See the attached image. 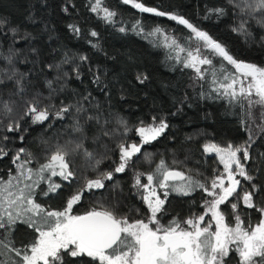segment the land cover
I'll use <instances>...</instances> for the list:
<instances>
[{"label": "trees", "instance_id": "1", "mask_svg": "<svg viewBox=\"0 0 264 264\" xmlns=\"http://www.w3.org/2000/svg\"><path fill=\"white\" fill-rule=\"evenodd\" d=\"M140 2L183 16L222 43L237 60L264 67V26L257 22L264 19V13L241 11L245 0ZM247 2L254 4L255 0ZM95 6L96 0H0V20L4 21L0 24V148L8 153L0 156V180L18 176L21 169L17 165L24 159L31 160L27 168L38 169L60 147L69 153L75 176L71 181L52 177L61 188L47 196L42 190H48V182L41 181L35 188L37 203L48 211H62L71 195L83 190L72 209L76 215L108 209L129 220L145 219L149 210L135 187L137 174H154L157 181L156 166L163 160L168 169L183 172L185 179L191 177L208 186L221 167L206 154L204 144L223 147L231 143L248 147V158L241 155L252 177L240 176L238 197L246 190L253 192V202L257 208L263 207L264 106H250L244 98L217 90L225 82L224 76L236 71L234 66L214 56L212 65L203 67L201 77L185 63L187 49L201 41L186 25L172 20L171 15L142 12L124 0H101L94 12ZM103 8L115 15L106 18ZM216 9H224V15ZM241 22H245L244 31L238 30ZM158 28L160 32H156ZM168 36L185 51L180 54L175 45L170 47ZM30 104L50 113L71 108L61 117L52 114L43 122H33L32 115H25ZM161 120L168 127L156 140L143 144L123 173H114L101 189H85L88 180L119 164L120 143L139 142L136 129ZM17 122L19 129L10 131L9 126L15 129ZM77 144L83 148L73 152ZM20 148L26 153L14 163ZM85 149L92 157L85 156ZM101 159L98 168L94 167ZM24 183L31 181L23 180L17 188ZM204 198L207 194L197 187L187 195L172 190L160 218L165 225L173 220L183 222L202 212ZM4 205L0 210L8 208ZM237 211L245 226L260 217L256 208L239 206ZM37 236L23 217L10 231L0 229V239L11 240L21 249ZM0 251L6 253L0 255V261L20 264L21 257L14 252ZM64 264L99 261L65 256ZM224 264H240L238 252H230Z\"/></svg>", "mask_w": 264, "mask_h": 264}, {"label": "snow or ice", "instance_id": "2", "mask_svg": "<svg viewBox=\"0 0 264 264\" xmlns=\"http://www.w3.org/2000/svg\"><path fill=\"white\" fill-rule=\"evenodd\" d=\"M124 2L133 4L142 12L155 13L159 16L171 15L172 20L186 25L199 40L204 42L205 47L234 66L236 70L235 73L224 76L225 82H220L217 90H223V94L229 97L244 98L250 106H264V67L237 60L222 43L213 39L207 32L195 27L183 16L147 7L140 0H124ZM100 6L101 0H96V6L92 11H97ZM102 10L108 19L115 15L107 8ZM246 10H250L253 14L264 13V0H255L254 4L245 0V7L241 11ZM215 11L224 15V9ZM257 22L264 26V19ZM3 23L4 21L0 20V24ZM238 30H245V22H241ZM12 31L15 32V29ZM120 31L123 32L124 29L121 28ZM160 31L161 29H156V32ZM92 35L96 36L97 33L93 32ZM165 39L168 38L165 37ZM172 45H177L174 38L169 46ZM177 47L179 46L177 45ZM179 50L185 51L183 48H179ZM187 57L186 66L195 69L201 77L203 71L200 66L212 65V60L200 55L199 48L195 49V54L189 51ZM7 59L9 62L11 61L10 57ZM81 59L87 58L82 57ZM253 96L256 99H253ZM5 107L7 108V105ZM70 108L71 106H68L55 113H50L47 108L38 109L35 104H30L25 115H32L33 122H43L52 114L57 117L63 116ZM7 110L11 111L10 108ZM82 110V108L76 109L78 112ZM89 119L93 118L89 117ZM152 120L155 122L156 118L153 117ZM167 127V123L161 120L158 124L153 123L136 129L142 143L139 145L120 143L118 145L119 164L113 171L101 173L96 179L88 180L85 189H101L105 186L104 181L111 180L114 173H123L128 167L129 161L141 152L143 144L156 140ZM18 129V122L15 129L11 125L9 126L10 131ZM104 135H108V133H104ZM3 139H7V137H3ZM81 148L83 145L77 144L72 151L75 152ZM204 149L206 152L219 155L226 175H216L210 180L208 186L194 181L191 177L186 179L185 184L171 185L173 191L184 195L197 187L213 199L205 201L206 212L204 214L193 216L183 222L173 220L166 225L161 224L160 216L164 214L168 192L165 191L163 193L165 198L161 199L157 187L168 190L169 181L185 180V176L183 172L168 169L163 160L156 166V174H159L156 184H153L154 174L147 175V184L141 183L140 174L136 175L135 185L147 192V195L143 196V200L147 204L150 214L147 217V222L144 219H137L130 223L127 217H119L108 209H93L83 215L72 214L73 206L78 204L83 196V190L71 195L62 211H48L34 199L35 188L39 187L41 181H47L48 190H42L43 195L47 196L50 192L54 193L61 188V184L52 182V177H62L64 181H71L74 178L75 173L67 159L69 153L58 147L47 158V162L35 170L27 168L26 165L31 163V160L24 159L17 165L21 169L18 176H13L7 181L0 180V206L6 202L8 208L14 205L17 208L15 215L8 211V208H4L3 215H0V229H4L6 232L10 231L11 226L23 217V222L30 226L38 236L23 249L14 247L11 240L5 243L4 239H0V249H7L21 257L20 264H64L65 256L91 257L93 260L99 261V264H224L225 258L229 257L232 251L238 252L240 264H264V207L257 208L253 202L254 193L244 191L242 200L247 207L256 208L261 214L259 223L245 226L244 220L237 214L234 216V224L229 225L225 215L220 211V206L225 202L230 203L229 197L237 193V188L240 185V180L236 178L237 174L247 180H252L241 162V154L244 159L248 158V147L245 145L233 146L231 143L222 147L210 143L204 145ZM22 153H26V149L18 150L13 160L14 163L21 159ZM84 154L87 157H92V153L86 149ZM6 155L8 153L0 148V156ZM27 155L31 156L30 153ZM101 162L102 159L97 160L94 167L98 168ZM233 165H235V171ZM45 173L48 175L45 176ZM34 175L36 179H33ZM23 180L31 181V183H24L23 187L17 188L15 197L12 198L13 193L9 189L13 188L14 184L20 185ZM225 180L229 182L227 186H225ZM21 206H25L22 211ZM237 207V203H231L233 210H236ZM209 214L210 219L205 222V216ZM202 224L204 226H201ZM213 225H215V231L212 230ZM2 254L6 253L0 251V255ZM0 264H5V262L0 261Z\"/></svg>", "mask_w": 264, "mask_h": 264}, {"label": "rangeland", "instance_id": "3", "mask_svg": "<svg viewBox=\"0 0 264 264\" xmlns=\"http://www.w3.org/2000/svg\"><path fill=\"white\" fill-rule=\"evenodd\" d=\"M172 37L171 36H168V39L166 40V42L167 43H171V41H172ZM175 47H176V51H177V53H179L180 52V54L183 52V51H180L179 50V48H182L181 46H179V47H177V45H175ZM197 48H199L200 49V55L201 56H204V57H207L208 59H210L211 60V58L212 57H214V56H217V55H215L214 54V52H212L210 49H208L207 47H205L204 46V42L203 41H198V42H195V43H193V44H191V46L187 49V51L185 52L186 53V57H185V63H187V59H188V57H187V53L189 52V51H192L194 54H195V49H197ZM205 65H202V66H200L202 69H203V67H204ZM195 70V69H194ZM236 72V71H235ZM234 72V73H235ZM233 74V73H232ZM227 75H230V74H227ZM246 83H247V81H245ZM238 87V86H237ZM253 99H256V97L255 96H253L252 97ZM247 101V100H246ZM151 124H153V123H151ZM155 124H158V123H155ZM149 125V124H148ZM145 126H147V125H145ZM131 143H136V142H131ZM131 143H129V144H131ZM142 143V141H141V138H140V141L139 142H137L136 144H141ZM147 175L148 174H140V178H141V183L142 184H147L148 183V181H147ZM220 175V174H219ZM187 179V178H186ZM186 179L185 180H174V181H169V184H170V187H169V189H171V185H181V184H185V182H186ZM26 182V181H25ZM157 183V181H156V178H154V181H153V184H156ZM228 181L227 180H225V186H227L228 185ZM209 184H210V182H209ZM135 187H136V189H137V191L141 194V196L143 197L144 195H147V192L143 189V188H138L136 185H135ZM12 193H13V198L15 197V194H16V191H17V186L16 185H14V187L13 188H11V189H9ZM166 190H164V189H160L159 187H157V192L158 193H160L161 194V199H164L165 197H164V195H163V193L165 192ZM207 196H208V198L206 199V201H210V200H212L213 198L212 197H210L208 194H207ZM5 205H7V203L5 202ZM4 205V206H5ZM26 206V205H25ZM25 206H21V211H22V208L23 207H25ZM264 207V206H263ZM4 208H6V207H3L1 210H0V214L1 215H3V211H4ZM8 211H11V212H13V214L15 215L16 213H17V208H16V206L14 205V206H12L11 208H8ZM220 211L221 212H223L222 211V208H221V206H220ZM236 211V210H235ZM206 212V206H205V209H204V211L202 212V213H200V214H197V215H194V216H198V215H202V214H204ZM72 214H74V213H72ZM150 214V213H149ZM223 214H224V212H223ZM239 215L240 216V214L238 213V212H234L233 213V219H231L230 221H227L226 220V222L229 224V225H233L234 224V216L235 215ZM74 215H76V214H74ZM225 215V214H224ZM149 216V215H148ZM193 217V216H192ZM191 218V217H190ZM240 218H241V216H240ZM209 219H210V214L209 215H207V216H205V222H208L209 221ZM242 219V218H241ZM260 219H261V214H260V217H259V219L254 223V224H252V225H255V224H257V223H259V221H260ZM129 220V219H128ZM145 220V222H147V218H145L144 219ZM135 220H129V222L131 223V222H134ZM246 225H249V224H246ZM182 226H184V225H182ZM201 226H204L203 224L201 225ZM213 231H215V225H213V229H212Z\"/></svg>", "mask_w": 264, "mask_h": 264}, {"label": "flooded vegetation", "instance_id": "4", "mask_svg": "<svg viewBox=\"0 0 264 264\" xmlns=\"http://www.w3.org/2000/svg\"><path fill=\"white\" fill-rule=\"evenodd\" d=\"M206 144H210V143H205L204 145H206ZM205 150V149H204ZM206 152V151H205ZM206 154L208 155V156H211V157H213V158H215V160L218 162V166H220L221 167V170H215L216 171V175H219V174H223V175H226V173H225V169H224V165H223V163L220 161V159H219V155L218 154H214V153H209V152H206ZM241 162H242V155H241ZM243 163V162H242ZM244 164V163H243ZM244 166H245V164H244ZM233 170L235 171V165H233ZM216 175H214V177L216 176ZM213 177V178H214ZM236 178L237 179H239L240 180V185L238 186V188H237V193H234L233 194V196L232 197H229V201H230V203L229 202H225V204H222L221 205V208H222V211L224 212V214H225V217H226V220L227 221H230L231 219H233V213L235 212H238L237 211V209H238V207L239 206H244L245 208H246V210H248V209H251V208H249V207H247L244 203H243V200H242V196H243V194L244 193H242L241 194V197H240V199H239V197H238V191L239 190H241L242 189V180H241V178H240V176L237 174V176H236ZM179 180V179H178ZM194 189V188H193ZM167 192H168V194H170L171 193V191H172V189H168V190H166ZM247 191V190H246ZM192 191H190L189 193H191ZM188 193V194H189ZM206 193V192H205ZM207 194V193H206ZM168 196V195H167ZM205 197H206V195H205ZM207 198H208V196H207ZM207 198H204V201H203V207H202V212L204 211V209H205V199H207ZM231 203H237L238 204V207H237V209H236V211L235 210H233L232 208H231ZM91 211V210H90ZM201 212V213H202ZM200 214V213H199ZM81 215V214H80ZM197 215V214H196ZM241 216V218L242 219H244L243 218V216L242 215H240ZM188 219V218H187ZM186 220V219H185ZM160 222H161V224H164L163 223V221H162V219L160 218ZM183 225V224H182Z\"/></svg>", "mask_w": 264, "mask_h": 264}, {"label": "water", "instance_id": "5", "mask_svg": "<svg viewBox=\"0 0 264 264\" xmlns=\"http://www.w3.org/2000/svg\"><path fill=\"white\" fill-rule=\"evenodd\" d=\"M170 170H174V171H180L179 169H175V168H171ZM181 172V171H180ZM178 180V179H177ZM85 214V213H84ZM83 215V214H81Z\"/></svg>", "mask_w": 264, "mask_h": 264}]
</instances>
